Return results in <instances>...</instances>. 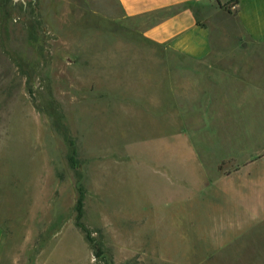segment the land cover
<instances>
[{
  "label": "rangeland",
  "instance_id": "1",
  "mask_svg": "<svg viewBox=\"0 0 264 264\" xmlns=\"http://www.w3.org/2000/svg\"><path fill=\"white\" fill-rule=\"evenodd\" d=\"M141 23L118 0H0L2 264H264V218L247 216L264 61L237 101L173 87ZM79 178L101 258L76 225Z\"/></svg>",
  "mask_w": 264,
  "mask_h": 264
},
{
  "label": "crops",
  "instance_id": "2",
  "mask_svg": "<svg viewBox=\"0 0 264 264\" xmlns=\"http://www.w3.org/2000/svg\"><path fill=\"white\" fill-rule=\"evenodd\" d=\"M118 1L125 18L141 20L137 34L158 50L150 53L164 61L173 87L212 88L236 101L254 88L249 77L264 61V0ZM263 161L259 156L249 165ZM248 212L252 221L263 219L264 199L252 197ZM2 233L0 227V244Z\"/></svg>",
  "mask_w": 264,
  "mask_h": 264
},
{
  "label": "trees",
  "instance_id": "3",
  "mask_svg": "<svg viewBox=\"0 0 264 264\" xmlns=\"http://www.w3.org/2000/svg\"><path fill=\"white\" fill-rule=\"evenodd\" d=\"M63 117L61 116L60 119H55L53 124L55 129L62 134V136L64 137L68 148H69V155H68V162L71 166L72 169L76 170L78 169V162L76 160V156H77V148H76V142L75 139L71 136V134L69 133L67 127L65 126V124L62 122ZM78 185V201H77V205H76V225L77 227H79L81 230H83L86 233V237L88 239V241L93 244L94 240L91 236L90 231L86 228V226L83 223V218H84V206H85V197H86V190L82 185L81 179H78L77 182ZM93 250H94V255L96 258H101L104 256V252L102 250V248L100 247V245L97 244H93Z\"/></svg>",
  "mask_w": 264,
  "mask_h": 264
}]
</instances>
